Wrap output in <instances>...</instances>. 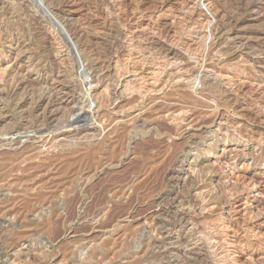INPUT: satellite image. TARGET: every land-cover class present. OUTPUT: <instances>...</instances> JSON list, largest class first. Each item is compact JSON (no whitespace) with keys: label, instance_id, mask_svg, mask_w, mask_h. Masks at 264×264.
I'll return each mask as SVG.
<instances>
[{"label":"rangeland","instance_id":"374dc122","mask_svg":"<svg viewBox=\"0 0 264 264\" xmlns=\"http://www.w3.org/2000/svg\"><path fill=\"white\" fill-rule=\"evenodd\" d=\"M263 16L256 0H0V264H264ZM177 71L201 80L165 94Z\"/></svg>","mask_w":264,"mask_h":264},{"label":"bare ground","instance_id":"6f19581e","mask_svg":"<svg viewBox=\"0 0 264 264\" xmlns=\"http://www.w3.org/2000/svg\"><path fill=\"white\" fill-rule=\"evenodd\" d=\"M206 1H210V0H206ZM212 2H213V1H212ZM256 4H257V5H260V6L264 9V0H256ZM213 5H214V4H213ZM195 6H196V5H195ZM255 6H256V5H255ZM196 7H197V6H196ZM212 7H213V6H212ZM213 8H215V7H213ZM213 8H211V6L209 5V6L206 7V10H207V12H209V13L211 14L213 21H214L216 24H218V20H219L218 17H219V16L217 17V14H218L219 10H218L217 13L214 14V13L212 12V11H213V10H212ZM184 10H185V9H184ZM191 13H192V12H191ZM212 13H213V14H212ZM220 17H221V16H220ZM263 17H264V16H263ZM217 18H218V19H217ZM262 19H263V18H262ZM213 21H212L211 24H210V30H208V33H209V34L207 33L208 35L211 36V40L217 39V35H218V31H219V29H218L217 27H215V25H213ZM202 23H203V22H202ZM213 26H214V27H213ZM202 32H203V31H202ZM79 36H80V35H79ZM125 36H126V35H125ZM210 36H209V37H210ZM139 37H140V36H139ZM206 37H207V36H206ZM126 39H127V38H126ZM128 39H129V38H128ZM144 40H145V39H144ZM163 40H164V39H163ZM230 41H231V40H230ZM142 42H143V41H142ZM229 43H230V42H229ZM215 45H216V44H215L214 42H212V46H211L209 49H207L208 51H207L206 54L204 53L205 55H204V54H203V55H199L197 58H195V59H196V65H197L199 68H202V69H203V68H205V67L207 66V64H208V62H207V60H208V58H207V57H208V54H209V52L213 51V49L215 48ZM234 45H235V44H234ZM45 46H46V45H45ZM141 47H142V46H141ZM92 48H93V47H92ZM185 50H186V49H185ZM62 51H64V50H62ZM93 51H94V50H93ZM145 51H146V50H145ZM100 52H101V51H100ZM159 52H160V51H159ZM174 52H175V51H174ZM81 53H82V52H81ZM84 53H85V51H84ZM88 53H89V52H88ZM90 53H91V52H90ZM90 53H89V54H90ZM92 53H93V52H92ZM116 53H117V52H116ZM134 53H135V52H134ZM138 53H139V52H138ZM79 54H80V53H79ZM109 54H110V53H109ZM195 54H196V53H195ZM195 54H194V55H195ZM59 55H60V54H59ZM81 55H82V54H81ZM90 55H91V54H90ZM105 55H106V54H105ZM173 55H174V54H173ZM196 55H197V54H196ZM210 55H211V53H210ZM55 56H56V55H55ZM88 56H89V55H88ZM91 56H92V55H91ZM114 56H115V55H114ZM111 57H113V56H111ZM115 57H117V55H116ZM115 57L112 58V59L110 58V59H111L110 61H111V62H114V60L117 59V58H115ZM164 57H165V56H164ZM144 58H145V57H144ZM91 59H93V58L91 57ZM94 59H95V58H94ZM97 59H98V58H97ZM100 59H101V58H100ZM155 59H156V58H155ZM169 59H170V58L167 59L168 62H171V61H169ZM180 59H181V58H180ZM83 60H84V58L81 60V65H80V66H81L82 70H85V72H86V71H87V68H86L87 65H85L86 63H84ZM53 61H54V60H53ZM90 61H91V60H89L88 63H89ZM105 61H106V60H105ZM165 61H166V60H165ZM85 62H86V61H85ZM94 62H95V61H94ZM96 62L98 63V61H96ZM115 62H116V61H115ZM129 62H130V61H129ZM206 62H207V64H206ZM88 63H87V64H88ZM99 63H101V62H99ZM99 63H98V64H99ZM102 63L104 64V62H102ZM107 63H108V62H107ZM116 63H118V62H116ZM171 63H172V62H171ZM175 63H176V62H175ZM92 64H93V63H92ZM94 64H96V63H94ZM94 64H93V65H94ZM103 64H102V65H103ZM108 64H109V63H108ZM110 64H111V63H110ZM100 65H101V64H100ZM106 65H107V64H106ZM175 65H176V64H175ZM196 65H195V66H196ZM88 66H92V65H88ZM88 66H87V67H88ZM94 66H96V65H94ZM94 66H93V67H94ZM97 66H98V65H97ZM171 66H172V65H171ZM173 66H174V65H173ZM178 66H179V65H178ZM93 67H91L90 69H88V70H90V73H87V74H88V77H89L90 79H96V78L98 79L99 76L101 77V75L105 74V71L108 70V69H106V70L104 69L105 66L102 67L103 69H100L101 67H100L99 69H97L98 67H96V69H97L98 71L95 70ZM111 67H112V66H111ZM165 67H166V66H165ZM208 67H209V66H208ZM81 68H80V69H81ZM88 68H89V67H88ZM106 68H107V67H106ZM116 69H117V68H116ZM131 69H132V68H131ZM197 70H200V69H197ZM197 70H196V71H197ZM108 71H110V70H108ZM171 71H172V70H171ZM196 71H194V73H192V74H190V75H188V76H186L185 74L183 75V74L181 73L182 70H181V72H180V71H177V72H174V73H169L167 76H166V73H167V72H164L163 75H165L166 77H168V79L165 78L166 80H162V83H161L162 86H163V87H162V86H161V87H162L163 89H166V90H165V91H166L165 94L167 93V89L170 90V88L173 86V84L175 85V83H173L174 80L176 81V80L179 79L178 81H181V80H183V78H186V77H187V78H186L185 80L188 79V80H190V82H191V81L194 82V81H199V80H201V76H202V75H201V76H198V75H197L198 73L195 74ZM201 71H204V69H203V70H200V72H201ZM205 71H206V69H205ZM205 71H204V72H205ZM87 72H89V71H87ZM191 72H193V71H191ZM107 73H109V72H107ZM134 73H135V72H134ZM185 73H186V72H185ZM206 73H207V72H206ZM199 74H200V73H199ZM106 75H108V74H106ZM153 75H154V74H153ZM160 75H161V74H160ZM108 76H109V75H108ZM185 76H186V77H185ZM209 76H210V75H209ZM105 77H107V76H105ZM49 78H50V77H49ZM89 78H88V79H89ZM102 78H103V77H102ZM108 78H109V77H108ZM110 78H112V77H110ZM180 78H181V80H180ZM202 78H203V77H202ZM97 79H96V80H97ZM99 79H101V78H99ZM105 79H106V78H105ZM163 79H164V78H163ZM210 79H211V78H210ZM103 80H104V78H103ZM188 80H187V82H188ZM59 81H60V80H59ZM71 81H75L74 78H73V80H71ZM97 81H98V80H97ZM101 81H102V80H101ZM101 81H100V82H101ZM119 81H120V80H119ZM178 81H177V82H178ZM202 81H203L202 84L200 83L201 81L199 82V86L201 87V91H200L201 93L204 91V89H205V86H204V85L206 84V80H205V79H204V80L202 79ZM53 82H54V81H53ZM187 82H186V83H187ZM59 83H60V82H59ZM69 83H70V82H69ZM74 83H75V82H73V84H74ZM178 83H179V82H178ZM62 84H63V83H62ZM62 84H61V85H62ZM70 84H71V83H70ZM127 85H128V84H127ZM176 85H177V84H176ZM56 86H58V85H56ZM73 86H74V85H73ZM61 87H62V86H61ZM127 87H128V86H127ZM127 87H126V88H127ZM203 87H204V88H203ZM117 88H118V87H117ZM128 88H129V87H128ZM53 89H54V88H53ZM56 89H57V87H56ZM58 89H59V88H58ZM62 89H63V88H62ZM129 89H130V88H129ZM131 89H132V88H131ZM135 89H136V88H135ZM197 89H198V88H197ZM197 89H196V90H197ZM160 90H162V89H160ZM196 90H195V92L197 93ZM58 91H59V90H58ZM58 91H57V92H58ZM115 91H117V89H116ZM51 92H52V91H51ZM52 93H53V92H52ZM54 93H55V92H54ZM59 93H60V92H59ZM64 93H65V92H64ZM141 93H142V92H141ZM144 93H145V91H144ZM168 93H169V92H168ZM198 93H199V92H198ZM201 93H200V94H201ZM60 94H63V93L61 92ZM221 94H222V93H221ZM131 96H132V95H131ZM145 96H147V95H145ZM58 97H59V96H58ZM232 98H233V97H232ZM141 99H142V98H141ZM56 100H57V99H56ZM121 100H123V102H126L127 99H126L125 97H124V98L122 97ZM148 100H149V99H148ZM59 101H60V99H59ZM87 101H88V100H87ZM130 101H131V100H130ZM67 102H69V101H66V103H67ZM88 102H89V101H88ZM121 102H122V101H121ZM127 102H128V101H127ZM132 102H133V101H132ZM149 102H150V101H149ZM82 104H83V103H82ZM138 104H139V103H138ZM146 104H148V103H146ZM223 104H224V103H223ZM87 105H89V104H87ZM93 105H94V104H93ZM234 105H235V103H234ZM113 106H114V105H113ZM215 106H216V105H215ZM114 107H115V106H114ZM57 108H58V107H57ZM79 108H80V107H79ZM90 109H91V108H90ZM97 109H98V108H97ZM99 109H100V108H99ZM58 110H59V109H58ZM55 111H57V110H55ZM62 111H63V110H62ZM91 111H96V110H94V109L90 110V111H89L90 114H91ZM99 111H100V110H99ZM94 113H95V112H94ZM96 113H97V111H96ZM100 113H101V112H100ZM262 113H263V112H262ZM92 114H93V112H92ZM97 114H98V113H97ZM97 114H96V115H97ZM96 115H95V116H96ZM256 115H257V114H256ZM258 115H259V114H258ZM4 118H5V117H4ZM173 118H174V117H173ZM178 119H179V118H178ZM253 119H254V118H253ZM172 120H173V119H172ZM174 120H175V119H174ZM176 120H177V119H176ZM215 120H216V119H215ZM215 120H214V121H215ZM260 121H262V120H260ZM263 121H264V120H263ZM196 123H197V122H196ZM184 124H185V123H184ZM256 124H257V123H256ZM256 124H255V125H256ZM259 125H260V124H259ZM99 127H100V126H99ZM99 127H98V128H99ZM96 129H97V128H96ZM230 129H231V128H230ZM177 130H178V128H177ZM181 130H182V129H181ZM236 130H237V129H236ZM87 131H88V130H87ZM225 131H226V134H227V136H228V132H229V130H225ZM78 132H79V131H78ZM260 134H261V133H260ZM16 135H17V134H16ZM52 136H53V135H52ZM180 136H181V135H180ZM26 137H27V136H24V135L22 136V135H19V134H18V136L13 137V138H12V136H11V138L8 139V140H9L8 142H6V141L4 140L5 138H3L2 140H4V142H6V144H4V146H5V145H8V146L12 147V146L14 145L15 142L18 143V142H23V141H25V139H24V140H22V139H23V138H26ZM7 138H8V137H7ZM0 140H1V139H0ZM53 141H54V140H53ZM0 143H2V142H0ZM2 145H3V144H2ZM1 147H2V146H1ZM1 147H0V148H1ZM16 149H17V148H16ZM1 150H2V148H1ZM228 153H229V152H228ZM225 155H226V154H225ZM225 155H224V156H225ZM227 155H229V154H227ZM231 157H232V155H231L230 157L228 156L227 158L225 157V161H224L225 163H223V167H224V164H227V165H228V168H230V166H233V165L235 166V164L233 163V161L235 160V159H234L235 157H234V158H233V157L231 158ZM222 162H223V161H222ZM227 165H226V166H227ZM179 166H180V165H179ZM234 166H233V167H234ZM171 171H172V170H171ZM172 172H174V173H171V174H173V175H172V178H171L170 176H168L169 179H170V178H171V179H175V178H176V177H175L176 174H178L177 170H174V171H172ZM167 197H168V196H167ZM164 199H166V198H164ZM173 200H174V199H173ZM161 201H162V200H161ZM163 201H164V200H163ZM180 202H181V201H180ZM174 203H175V202H174ZM101 211H102V210H101ZM164 211H165V210H164ZM8 214H9V212H8ZM37 214H38V213H37ZM37 214H36V216H38ZM9 215H10V214H9ZM13 215H14V214H13ZM17 216H18V215H17ZM8 217H10V219H11V218H12V215H11V216H8ZM8 217H7V218H8ZM29 217H31V216H29ZM29 217H27V218H29ZM173 217H174V216H173ZM3 218H4V217H2V219H3ZM7 218H6V215H5V220H7V221H5V222L7 223V225L9 224V226H10V224H12V226H14V224L12 223V221L9 220V219H7ZM13 218H14V217H13ZM15 218H16V217H15ZM15 218H14L13 221H15V220L17 219V218L15 219ZM20 218H21V217H20ZM34 219H36V218L34 217ZM37 219H39V218H37ZM165 219H166V218H165ZM165 219H164V221H165ZM29 220H30V219H29ZM38 221H39V220H38ZM5 222H4V223H5ZM31 222H32V221H31ZM14 223H16V222H14ZM16 224H17V223H16ZM156 224H157V223H156ZM3 225H4V224H3ZM3 225H2V226H3ZM163 226H164V225H163ZM179 226H180V225H179ZM171 227H172V228H175V225H171ZM8 228H9V227H8ZM159 229H160V227H159ZM159 229H157V230H158V233H157V234L160 233L161 237L159 238V236H158V238H159L158 240L160 241V239H161L163 243L169 242V243L167 244L168 247H166V244H165V246L163 245V249H164L165 251H167V253H168L169 251H170V252L175 251L174 248H172V247L170 248V247H169V246H171V243H172L171 241H173V240L175 239V238H174L175 234H174V232H173L174 230H173V229H170V230H169L167 227H166V228H165V227H162V230H161V232H160ZM175 230H176V229H175ZM153 233H154V232H153ZM176 233H177V232H176ZM160 242H161V241H160ZM156 243H157V242H156ZM156 243H155V244H156ZM15 245H16V244H15ZM185 245H187V244H185ZM156 246H158V245L156 244ZM195 246H196V245H195ZM216 246H217V245H216ZM158 248H160V246L157 247V249H158ZM91 249H92V248H91ZM161 249H162V248H161ZM163 249H162V250H163ZM192 249H193V248H192ZM77 250H78V249H77ZM186 250H187V249H186ZM189 250H190V249H189ZM86 251H87V250H86ZM183 251L186 252L185 250H183ZM187 251H188V250H187ZM175 252H176V251H175ZM188 252H191V250L188 251ZM158 253H159V252H158ZM178 253H179V250H178ZM193 253H194V252H193ZM159 254H161V253H159ZM164 254H165V253H164ZM186 254H187V253H186ZM188 254H189V253H188ZM196 254H197V253H196ZM161 255H162V254H161ZM174 256H175V255H174ZM101 257H102V255H101ZM186 257H187V256H186ZM161 258H162V257H160V259H161ZM163 258H164V257H163ZM165 258H166V255H165ZM165 258H164V260H165ZM178 258H179V257H178ZM99 259H100V258H99ZM99 259H98V260H99ZM166 259H167V258H166ZM188 259H189V258H188ZM188 259H187V260H188ZM162 260H163V259H162ZM164 260H163L162 262H165ZM168 260H169V262L166 260L168 263H170V264H175V263H171L172 260H171V262H170V259H169V258H168ZM175 260H177V259L175 258ZM181 261H183V260H181ZM184 261H186V260H184ZM175 262H176V261H175ZM179 262H180V261H179ZM188 262H189V261H188ZM75 263H76V262H75ZM176 263H177V262H176ZM180 263H181V262H180ZM184 263H185V262H184ZM186 263H187V262H186ZM186 263H185V264H186ZM238 263H239L238 260H234V261H233V264H238ZM178 264H179V263H178ZM182 264H183V262H182ZM187 264H188V263H187Z\"/></svg>","mask_w":264,"mask_h":264}]
</instances>
